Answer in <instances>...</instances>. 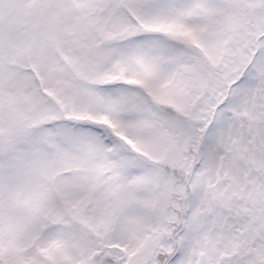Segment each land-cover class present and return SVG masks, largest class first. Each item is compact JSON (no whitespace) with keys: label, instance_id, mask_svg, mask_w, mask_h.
<instances>
[{"label":"snow or ice","instance_id":"1","mask_svg":"<svg viewBox=\"0 0 264 264\" xmlns=\"http://www.w3.org/2000/svg\"><path fill=\"white\" fill-rule=\"evenodd\" d=\"M0 264H264V0H0Z\"/></svg>","mask_w":264,"mask_h":264}]
</instances>
